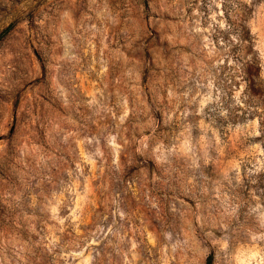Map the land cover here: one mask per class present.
Returning <instances> with one entry per match:
<instances>
[{"label": "rangeland", "instance_id": "rangeland-1", "mask_svg": "<svg viewBox=\"0 0 264 264\" xmlns=\"http://www.w3.org/2000/svg\"><path fill=\"white\" fill-rule=\"evenodd\" d=\"M0 264H264V0H0Z\"/></svg>", "mask_w": 264, "mask_h": 264}, {"label": "trees", "instance_id": "trees-1", "mask_svg": "<svg viewBox=\"0 0 264 264\" xmlns=\"http://www.w3.org/2000/svg\"><path fill=\"white\" fill-rule=\"evenodd\" d=\"M8 29H9V28H7L5 32L9 31Z\"/></svg>", "mask_w": 264, "mask_h": 264}]
</instances>
